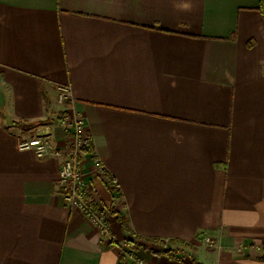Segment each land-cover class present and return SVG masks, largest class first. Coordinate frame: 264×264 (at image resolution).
Wrapping results in <instances>:
<instances>
[{"label": "crops", "instance_id": "1", "mask_svg": "<svg viewBox=\"0 0 264 264\" xmlns=\"http://www.w3.org/2000/svg\"><path fill=\"white\" fill-rule=\"evenodd\" d=\"M0 87V264H130L127 238L184 241L194 264H264L261 0H0ZM76 112L87 181L126 221L112 215L113 241L60 193V159L18 147H66Z\"/></svg>", "mask_w": 264, "mask_h": 264}, {"label": "built area", "instance_id": "2", "mask_svg": "<svg viewBox=\"0 0 264 264\" xmlns=\"http://www.w3.org/2000/svg\"><path fill=\"white\" fill-rule=\"evenodd\" d=\"M57 90L58 103L65 105L72 102V92L69 85H60ZM64 122L69 133L66 147L54 146L51 138L45 134H37L31 138L21 139L18 142V147L21 150H33L40 159L55 157L61 160L58 177L60 193L73 208L79 210L92 223L103 239L108 237L110 240V222L106 217V209L102 206L96 191L93 190L86 178L88 162L85 155L92 153V151H84L85 148H92V138L86 120L81 113L76 112L72 119L67 117ZM93 156L91 171L95 178L110 187H115L116 182L106 173L100 160ZM203 238L208 248L216 246L213 237L205 235ZM126 255L130 258V264H149L145 260L135 257L131 251ZM184 258H179L176 263L171 264H194V262L184 260ZM186 258H190V256L186 255Z\"/></svg>", "mask_w": 264, "mask_h": 264}, {"label": "rangeland", "instance_id": "3", "mask_svg": "<svg viewBox=\"0 0 264 264\" xmlns=\"http://www.w3.org/2000/svg\"><path fill=\"white\" fill-rule=\"evenodd\" d=\"M103 200H105V199H103ZM107 204L108 203H105L103 201V205L105 206V209H106V217L110 221V219H113L112 218L113 213H111V208H109V206ZM109 233H110V238L113 241L114 238H113V235L111 234V230H110ZM105 239L107 240L109 238L106 237ZM201 240L204 243V238L203 237L201 238ZM145 241H148V242L151 243V246H150L151 248L148 246V244L144 243V244H142L144 248H140V249H143V250L147 249L150 254L152 253L153 255H155L157 257H160L161 260H162L160 262H155L153 264H171V263H176L177 257H178L177 255L185 257L184 260H188L190 262L192 261L194 263H199L197 261V258H195L194 256L191 255V251L194 250V248L190 247L187 243H181L180 240H173V241L170 240V241H165L164 242V241H161L159 239H146ZM160 241H161L162 244H159ZM145 247H148V248H145ZM128 249L131 252L134 253L135 257H137L139 259L141 258L140 254L137 252L138 249H134V248H130V247ZM152 249H154V250H152ZM156 251H157V253H156ZM186 255H189L190 258H186ZM147 261H148L149 264H151L150 260L147 259Z\"/></svg>", "mask_w": 264, "mask_h": 264}, {"label": "trees", "instance_id": "4", "mask_svg": "<svg viewBox=\"0 0 264 264\" xmlns=\"http://www.w3.org/2000/svg\"><path fill=\"white\" fill-rule=\"evenodd\" d=\"M261 11H262V13H263V15H264V0H261ZM84 151H85V152H91V151H92V148H85ZM113 204H115V200H114V199H112V204H111V206H109V208H111V213L115 214L120 222H122V223H126L124 217H122V216L117 212V210H116V208H115V206H114ZM117 214H118V215H117ZM124 242H125V245H126L128 248H129V247H130V248H134V249L144 248L142 244H139V243H137L136 241H134V240H132V239H129V238H127ZM180 242H181V243H185L184 241H180ZM145 248H148V247H145ZM152 250H154V249H152ZM156 253H157V251H156ZM177 256H178L177 259H179V258H183V257L180 256V255H177Z\"/></svg>", "mask_w": 264, "mask_h": 264}, {"label": "water", "instance_id": "5", "mask_svg": "<svg viewBox=\"0 0 264 264\" xmlns=\"http://www.w3.org/2000/svg\"><path fill=\"white\" fill-rule=\"evenodd\" d=\"M0 105L2 107L5 106V94L4 92L2 91L1 87H0Z\"/></svg>", "mask_w": 264, "mask_h": 264}]
</instances>
